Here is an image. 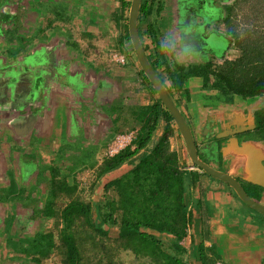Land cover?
<instances>
[{
    "label": "crops",
    "instance_id": "crops-1",
    "mask_svg": "<svg viewBox=\"0 0 264 264\" xmlns=\"http://www.w3.org/2000/svg\"><path fill=\"white\" fill-rule=\"evenodd\" d=\"M233 1L228 0L223 5L221 2L217 6L220 12L217 18H213L209 21L210 25L205 26L206 31L215 32L224 38L228 45L223 57L210 55L212 58L210 57L208 61L213 63L219 64L225 59L234 60L239 56L238 51L235 50L237 53L235 54L232 48V35H227L228 28L223 22L224 7L231 5ZM171 2L178 5L180 0H163L161 19L165 22L160 20L162 25L160 33L168 35L169 42H181V50L189 56L206 53L207 51L202 52L199 49L198 44L189 46L188 43L182 42L183 39L187 42L190 37L188 35L195 30L197 21L194 19V12L197 6L189 1L187 7L190 11L181 14L178 6L173 7L174 4ZM27 4L29 11L25 24L28 29L18 34L26 40L20 42L23 48L17 53L16 64L18 70L23 71L22 75L14 79L0 76L1 100L19 105L17 109L14 107L0 111V116L7 118L6 122L0 121V248L3 250L5 248L9 258L15 256L14 248L17 250L22 248L18 242L20 239L15 238L17 228L26 226L27 220L28 225L24 230L25 237H29L31 233L35 234V223L41 220L34 217L30 208L25 206V200L32 198L37 205L46 197L40 180L42 179L43 186H46L47 177L52 176L53 179L61 176L63 172L73 170L72 164L69 166L71 160L68 158L74 155L84 159L82 165L91 163L85 167L80 165L77 170L89 173L96 169L101 162L100 158L105 154L104 150L117 135H120L115 133V129L124 131L123 134L128 133L127 129H122L119 124L113 122L114 111L116 109L123 111L133 105L145 106L153 102V97L140 84L135 65L131 63L119 65L110 58L111 53L122 55L117 43L118 33L121 32V28L116 24L115 15L119 8L118 0H32V3L28 1ZM213 4L218 3L213 1ZM203 5L204 0L199 3L200 7ZM172 10H178L180 13L174 23H170L167 18ZM119 22L122 23L120 20ZM236 23L237 21L234 24ZM218 27L221 28L216 29ZM123 44L125 48L126 43ZM0 48L2 67L5 62L2 56V50L6 48L5 43ZM27 51L31 53L27 60L25 59L27 66L25 69L21 67L22 57ZM60 77L62 83L59 81ZM39 78L43 80L42 83L39 82ZM67 78L70 83H67ZM193 80L190 83L188 80L186 87L183 86L188 93L175 96L172 101L176 103L192 130L201 160L213 169L232 176L245 189L247 183L252 184L254 181L253 175H258L260 167L264 166L261 147L256 140L241 142L229 132L230 124L244 126L242 121L236 119L228 123V126L225 123L223 127V118L220 117L223 115V108L227 106L217 105L208 109L204 100L197 96L207 95L218 102L216 91L201 90L202 80ZM191 89L193 91L190 93ZM255 99L259 100L257 97L245 101ZM8 113L13 119L8 120L10 117ZM163 125L164 123L159 124L156 137L161 135ZM136 130L137 127L131 129L133 133H136ZM111 131L115 134L109 137ZM220 131L224 134L216 138ZM90 133L94 135L93 139H90L96 150L90 154L91 157L86 158L79 150L71 147L76 144L78 137L89 139ZM175 136L170 139L169 148L176 153L179 165L190 172L198 174L203 172L198 168L189 169L193 164L187 155L183 140ZM220 139L223 142L217 141ZM128 168V165H123L101 181L94 191L98 193L97 201L103 184L118 177ZM53 169L55 176L51 175L54 174ZM21 173L25 174L23 180ZM17 186L19 189L15 190ZM247 191L254 200L255 192L250 188ZM40 193H43L41 199ZM46 193L49 194L48 191ZM233 194L234 191L228 185L206 175L201 176L198 185L185 196L188 202L192 201L191 224L187 236L176 242L188 250V264H201L195 255L201 241L204 247L215 249L219 256L215 264H264V217L257 212L255 214L248 209L238 208L235 204L238 201ZM256 198L258 199L256 202L264 206V193ZM97 201L95 199L92 202ZM196 201L198 206L195 205ZM46 203L42 205L45 207ZM38 205L42 207L40 203ZM28 215H31V218H28ZM7 217L11 220L8 228L4 225ZM12 220L18 226L13 227ZM156 235L165 241L175 242L169 236ZM9 238L17 241V245L9 244L12 242Z\"/></svg>",
    "mask_w": 264,
    "mask_h": 264
},
{
    "label": "trees",
    "instance_id": "trees-1",
    "mask_svg": "<svg viewBox=\"0 0 264 264\" xmlns=\"http://www.w3.org/2000/svg\"><path fill=\"white\" fill-rule=\"evenodd\" d=\"M161 1L142 0L137 29L140 38V27H143V33L147 37L144 44L141 42L143 50L169 97L173 100L175 96L187 94L188 90L183 89V86L192 78L202 80V90L216 91L218 101L222 95L227 98L240 97L243 100L258 97L261 104L251 113V130H239L237 128L243 125L237 127L238 125L229 122L228 130L241 142L253 139L264 144V30L261 34L249 31L240 39L237 27L236 32L232 33V48L238 51L239 56L234 60L225 59L219 64L207 61L189 66L174 65L169 56V51L172 50L164 47L158 27V19L164 9ZM118 3L119 8L115 14L116 24L121 28L117 39L118 50L125 56L126 63L135 65L140 84L153 97V102L136 106L137 123L133 128L137 127V130L134 138L129 145L115 155L105 157L96 167L89 196L111 172L123 165H128L129 168L103 184L97 202H92L91 199L81 201L75 194L76 185H70L66 181L59 182L57 179L54 181L53 178L55 185L49 193L52 201L48 203L50 207H45L50 209L43 217L54 219L58 229V245L51 232L41 236V239L40 235L31 233L24 241L34 246V249L26 252L19 260L22 264H44L53 250L60 254L62 264H124V256L131 258L129 264H188V250L176 241L187 236L191 224L192 201L188 202L185 196L194 190L201 176L206 174L187 171L179 165L176 153L170 151V139L174 138V134L178 135L175 137L180 135L172 117L136 62L128 34L131 0H118ZM0 6V41L6 45L2 50L5 62L0 66V75L12 79L23 72L18 70L16 63L17 53L23 48L20 42L26 40L18 34L28 29L25 21L29 7L18 0H2ZM230 17L231 15H227L223 19L227 27H230ZM123 42L126 43L125 48ZM30 53H23L25 55L22 57L21 67L25 69L26 58ZM160 123H164L163 131L156 137ZM122 132L124 131L115 129L116 134H123ZM52 172L55 176L54 169ZM247 184L244 189L247 195H251L248 188L255 192L256 197L264 193L263 188L253 183ZM62 196L67 197L68 201L57 206V200ZM256 197H253L255 201L258 200ZM196 202L195 205L198 206V201ZM114 228L120 229L122 234L110 237V230ZM156 234L169 236L175 242L165 241ZM195 255L201 264H215L219 257L213 247H204L203 241L197 246Z\"/></svg>",
    "mask_w": 264,
    "mask_h": 264
},
{
    "label": "rangeland",
    "instance_id": "rangeland-1",
    "mask_svg": "<svg viewBox=\"0 0 264 264\" xmlns=\"http://www.w3.org/2000/svg\"><path fill=\"white\" fill-rule=\"evenodd\" d=\"M1 1L2 0H0V5H1ZM19 1L23 5H28L27 4L28 1H29V3L30 2L32 3V0H19ZM162 1L160 3L162 4V6H164V3ZM213 1L218 3V4L212 5L213 8L217 9L218 8L217 6H219V4L221 2L223 5V4L227 3L228 0H212V3H213ZM48 2L50 3V1H48ZM171 4L172 5L174 4L173 7L178 6L177 3L171 2ZM1 7L2 6H0V8ZM178 10H179V8H178ZM178 10L177 11L172 10V13L167 15V18H169L170 23H174V20L177 19V17L180 15ZM217 11H218V13H220L219 9H217ZM224 11L223 12L225 13V16L231 15L230 21H229L230 27H227L228 28L227 29V32H228L227 35H229V36H231L232 33L236 32L235 29L237 27L239 29L237 33H239L240 39H243L249 31L253 30V32H260V34H261L262 30H264V18H263V16H264V0H234L231 5H229V6L225 5ZM161 16H162V14H161ZM161 16L158 19L159 30L162 27L161 21L165 22V20L161 19L162 18ZM224 19H226V18L224 17ZM236 21L238 24H234ZM211 26L214 28L213 25H211ZM215 26H217V25L215 24ZM220 28L221 27H218L216 29H220ZM161 33H162V39L164 42V47H169L172 50V51H169V56L171 58L170 61L174 65L179 64V65L189 66V65H196L199 63L202 64V63L207 62L209 60V58L211 57L210 54L207 52L204 54H197L193 57L189 56V55H187V53H185L181 50V42H179V41H177V43L169 42L167 40L168 35H165L163 32H161ZM140 38H141V42L143 44H144V41L147 40L146 35L143 33V27H140ZM223 42H227V41H225L223 38ZM244 43H246V40ZM3 45H4V43L0 41V46H3ZM224 48H225V46H224ZM227 48H228V46L223 51L225 54H226ZM146 50H147V48H146ZM113 54H115V53H111V55H110L111 60H112ZM235 54H237L236 51H235ZM219 58H221V57H219ZM32 61L33 60H31V63H32ZM119 65H121V64H119ZM1 77H3V76H1ZM12 79H14V78H12ZM67 80H68L67 83H70L69 78H67ZM59 81H60V83H62V77H60ZM190 81H194L193 78L189 80V83H190ZM39 82L42 83L43 80L40 79ZM63 82L65 83V81H63ZM37 86H39L38 83H37ZM184 87H186V84L184 85ZM191 91H193V89L190 90V93H191ZM219 95H222V94H219ZM206 96L207 95L201 96V94H198L197 97H201L202 99L201 98L200 99L202 101L204 100L208 109H212V108L216 107L217 105L227 106V107L223 108L224 109L223 115H221V117H220V118H223V122H222L223 127H224L225 123L228 126V122L231 123V122H234L236 119H238L236 121H239V122L242 121L241 122L242 124L245 123V126H242L241 128H239V130H241V129L243 130L245 128H246V130H251V127H249L248 123L251 122V112L255 111L256 108L259 107L258 104L260 102L258 99H255V100H252L249 102V101H245V100L241 99L240 97L237 98L234 96V97H228L227 98L226 96L222 95V98H220L221 100L216 102L214 98L209 97V96L206 97ZM220 103H222V104H220ZM14 107H16V109H17L19 107V105L17 106V105L11 104V102L2 101L0 98V111H6L9 109H13ZM116 108H118V107H116ZM194 109H196V108L194 107ZM137 110H138V108L135 105H133V107L132 106L126 107L125 109H123V111H120V109H116V111H114V113H113V114H115V118H113V122L119 124V126H121L122 129H127L128 133H130L131 130H129V129L133 128L137 123L136 122V117H137V113H138ZM233 111H235V112L237 111V113H233ZM125 112H127V114H125ZM8 114L10 115V113H8ZM11 119H13V117L10 115L8 120H11ZM0 121L6 122L7 118L0 116ZM193 132H194V129H193ZM113 134H115V133L113 131H111L109 137L113 136ZM222 134H224V132L220 131L219 134L216 135V138L222 136ZM93 136H94L93 133H90L89 139L88 138L85 139V137H83V138L78 137L76 144L73 147H71V149L74 148L76 151L79 150L81 152L80 154L82 156H86V158L91 157L90 154H93L94 150H96L95 146L91 143V141H92L91 139H93ZM217 141L223 142L222 139L217 140ZM255 142L259 143V145L261 147V151L263 153V157H264V144H263V142H260V141H255ZM104 153H106V150H104ZM70 157H72V158H68V160H71L69 163V166L72 164L73 170H71V171L66 170L67 173L63 172L61 176L55 177L54 181H55V179H57V181H59V182L60 181H66L70 185H72V184L76 185L77 188H76L75 194L77 195V197H79V199L81 201L83 200L84 202H86L90 199H91V201H94L95 199L97 201V199H98V193L97 192L95 193L93 191L91 197L89 196V191H90L89 187H90V184L94 178L95 169L94 170L89 169V170H91V171H89V173L86 171L83 172L81 170H77L76 168L78 166L82 165V160H84V159L78 155L77 156L74 155V157L73 156H70ZM105 157H106L105 154H103V157L100 158V161L102 162ZM86 164L90 165L91 163L87 162V163H84L82 166H84ZM84 170H85V168H84ZM74 172H76V173H74ZM60 174L61 173H59V175ZM21 175H22V180H23L25 174L21 173ZM51 175H52V173H51ZM244 176H246V175H244ZM239 178H241V177H239ZM246 178H249V177H246ZM10 179H12V178H10ZM52 180H53L52 176L47 177L45 180L46 186H43L42 179L40 180V184H42L41 188L44 189V196H46V197L42 198L43 193H40L39 195H41L40 199L42 198V201L41 202L38 201V202L41 205H42V203L47 202L45 204V207H46V205L49 206L48 203H50L52 201V195H49L46 193V191H48V193H50L51 187L54 188L55 183H53ZM57 185H59V184H57ZM21 187H22V185L20 186V188ZM17 189H19L18 186L15 187V190H17ZM57 201L58 202L56 203V205L58 206L60 203L64 204L65 202H67L68 199H67V197L62 196L61 198H58ZM25 202H26V205L25 204L24 205L28 206L30 208L32 215L34 217H36L37 219L38 218L41 219V220L39 219L40 220L39 222L35 223L36 224L35 225V230H36L35 233L37 235H40L39 238L41 239V236H43L44 234L47 235L49 232H51L54 235V237H53L54 242H56L58 245V239H57V237H58L57 236V230L58 229L55 227L56 225H55L54 219H45L43 217L45 212H48V209H50V208L46 209L43 205H42L43 208H41V206L39 207V205H38L39 203L36 205V202L32 198L25 200ZM235 204L240 209H243V210L248 209L247 207L242 206L239 202H236ZM29 213H30V211H29ZM27 217L31 218V215H28ZM9 221H11V220H9V218L7 217L6 221L4 222L5 223L4 225H5V227L7 226V228L9 227L8 226ZM10 224H11V222H10ZM25 224H26V226L23 227V225H22V226H19V228H17L18 229L17 234H16L17 236H15L16 240H17V237L20 239V241H18V242L20 243V247H22V248H20L18 250L14 248L13 252H14L15 256H13L11 258L7 257V252L5 251V248H4V250L2 248H0V264H22L19 260H21L25 256L26 252L32 251L34 249V246H32L28 242L25 243V241H24L25 239L27 240V237H25L26 231L24 230L27 228V225H28L27 220H26ZM12 226L14 227V226H18V225H17V223L16 224L13 223V220H12ZM29 228H32V227H28V229ZM21 229H23V230H21ZM121 234H122V232L118 228H114V229L110 230V237H117V236H120ZM5 239H6V237H5ZM9 239L12 241L9 244L12 245L15 243V246L17 245V243H18L17 241H15L12 238H9ZM6 244H8V242ZM1 249L3 250V252L1 251ZM9 249L11 250V248H9ZM123 259L125 261L124 264H129V261H131V258L128 256H124ZM44 264H62L61 263V257H60V254L58 253V251L53 250L52 255L47 260V262H45Z\"/></svg>",
    "mask_w": 264,
    "mask_h": 264
},
{
    "label": "water",
    "instance_id": "water-1",
    "mask_svg": "<svg viewBox=\"0 0 264 264\" xmlns=\"http://www.w3.org/2000/svg\"><path fill=\"white\" fill-rule=\"evenodd\" d=\"M189 1L197 6V9L195 10L196 12H194V19L195 21H197V23L195 25V30L192 31L193 33L188 36H192V38L195 39L199 47L207 51V53H209L210 55H213L214 57H223V51L228 46L227 42H223V39L217 34H215V32L206 31L205 29V26L207 24L210 25L211 22L209 21H211L213 18H217L218 14L217 9L212 7V0H208L209 2H206L204 0L203 7L199 6V3L203 0ZM141 2L142 0H131L130 9L128 13V34L131 46L133 48L134 56L136 58V62L140 70L143 72V74L151 84L161 104L168 112V114L172 117L173 123L176 126L178 133L183 140L187 155L191 163L197 168H199L201 171H203L206 175L228 185L234 191L237 198L245 206L264 217V206L251 199V197L247 195L241 184L235 178L224 172H220L218 170L213 169L199 157L195 145V140L189 125L187 124L184 116L179 111L175 103L169 97L164 85L162 84L155 70L152 68L150 62L147 59L146 53L143 50L137 29L138 15ZM180 4L181 1L179 2L178 6L179 11ZM260 168V173L258 175H253L254 181L252 183L264 189V166Z\"/></svg>",
    "mask_w": 264,
    "mask_h": 264
},
{
    "label": "built area",
    "instance_id": "built-area-1",
    "mask_svg": "<svg viewBox=\"0 0 264 264\" xmlns=\"http://www.w3.org/2000/svg\"><path fill=\"white\" fill-rule=\"evenodd\" d=\"M112 60L114 62H117L118 64H121V65H124L126 62L125 57L123 55H120L117 53L112 55ZM134 135L135 134L133 132H131V133H128L125 135L116 136L115 139L107 147L106 155L108 157H111V156L115 155L118 151L125 148L127 145L130 144L131 140L134 138ZM189 169L195 170V168L192 166H189Z\"/></svg>",
    "mask_w": 264,
    "mask_h": 264
},
{
    "label": "flooded vegetation",
    "instance_id": "flooded-vegetation-1",
    "mask_svg": "<svg viewBox=\"0 0 264 264\" xmlns=\"http://www.w3.org/2000/svg\"><path fill=\"white\" fill-rule=\"evenodd\" d=\"M181 1V4H180V12L181 13H185L187 10H189V7H187V4L189 2V0H180ZM179 6V4H178ZM179 8V7H178ZM190 11V10H189ZM192 12V11H191ZM187 42H185V40L183 39V43H188L187 45L189 46H193V44H197V42L195 41V39L191 37H188V39L186 40ZM195 48V47H194ZM199 49L204 52V49L200 48Z\"/></svg>",
    "mask_w": 264,
    "mask_h": 264
},
{
    "label": "clouds",
    "instance_id": "clouds-1",
    "mask_svg": "<svg viewBox=\"0 0 264 264\" xmlns=\"http://www.w3.org/2000/svg\"><path fill=\"white\" fill-rule=\"evenodd\" d=\"M124 57H125V56H124ZM125 60H126V58H125ZM125 64H126V62H125ZM125 64H124V65H125ZM131 132H132V131H131ZM125 134H128V133H125ZM125 134H120V135H125ZM134 134H135V133H134ZM117 136H118V135H117ZM114 139H115V138H114ZM114 139H113V140H114ZM108 146H109V145H108ZM108 146H107V147H108ZM106 151H107V148H106ZM105 156L108 157V156L106 155V153H105ZM192 167H194L195 169H197V167L194 166V165H192ZM198 169H199V168H198Z\"/></svg>",
    "mask_w": 264,
    "mask_h": 264
}]
</instances>
